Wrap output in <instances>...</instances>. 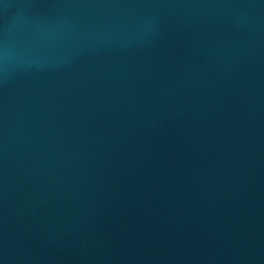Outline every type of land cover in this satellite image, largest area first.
Segmentation results:
<instances>
[{
    "label": "water",
    "instance_id": "obj_1",
    "mask_svg": "<svg viewBox=\"0 0 264 264\" xmlns=\"http://www.w3.org/2000/svg\"><path fill=\"white\" fill-rule=\"evenodd\" d=\"M0 264H264V0H0Z\"/></svg>",
    "mask_w": 264,
    "mask_h": 264
}]
</instances>
